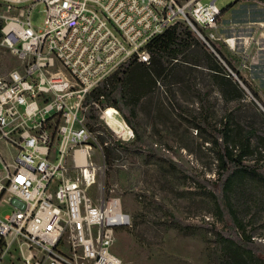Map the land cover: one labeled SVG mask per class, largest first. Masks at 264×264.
Instances as JSON below:
<instances>
[{
	"label": "built area",
	"instance_id": "2783aa9c",
	"mask_svg": "<svg viewBox=\"0 0 264 264\" xmlns=\"http://www.w3.org/2000/svg\"><path fill=\"white\" fill-rule=\"evenodd\" d=\"M32 2L45 6L41 27L31 22L32 7L3 28L22 67L0 75V206L12 210L0 216V238L22 251L23 264H126L113 245L117 229L132 226L131 214L119 197L96 203L86 191L96 181L93 153L105 157L109 144L88 124L91 106L99 108L89 96L128 61L149 64L148 42L177 23L235 76L221 46L242 68L249 56L239 53L238 36L220 33L215 0ZM3 146L15 150L12 161Z\"/></svg>",
	"mask_w": 264,
	"mask_h": 264
},
{
	"label": "rangeland",
	"instance_id": "374dc122",
	"mask_svg": "<svg viewBox=\"0 0 264 264\" xmlns=\"http://www.w3.org/2000/svg\"><path fill=\"white\" fill-rule=\"evenodd\" d=\"M233 2L215 0L225 10L218 19L219 31L224 36H238L239 53L249 56V69L240 67V58L225 46L220 50L237 75L232 76L243 80L244 99L227 100L208 70L182 66L179 73L160 78L146 92L133 77L130 80L140 97L136 115H125L144 135V149L134 148L132 127L124 114L106 101L98 103L96 115L100 122L88 119L101 142L104 136L110 144L122 139L127 145L114 150L108 164L106 149L105 157L93 153L96 181L86 190L96 203L102 198L119 197L123 209L131 214L132 226L117 229L113 245L126 264H225L216 237L217 232L229 235L232 222L220 218L215 205V195H221L224 179L219 161L225 143L220 131L231 114L238 125H258L264 132V36L259 28V22L264 21V0H239L227 9ZM31 8V22L39 28L46 17L43 4L0 0V75L22 67V61L3 43L6 21L24 19ZM107 109L115 110L113 114L124 128L122 134H116L107 124L103 117ZM2 149L5 158L12 161L15 150L10 154L7 147ZM76 174L72 169L68 172L70 177ZM231 200L254 242L264 248L263 193L245 182L231 194ZM4 205L0 206L1 217L12 211ZM169 211L193 229L173 225ZM0 264H23L22 251L16 245L8 248L5 243L0 250Z\"/></svg>",
	"mask_w": 264,
	"mask_h": 264
},
{
	"label": "trees",
	"instance_id": "16d2710c",
	"mask_svg": "<svg viewBox=\"0 0 264 264\" xmlns=\"http://www.w3.org/2000/svg\"><path fill=\"white\" fill-rule=\"evenodd\" d=\"M238 1L234 0L227 9L234 7ZM147 47L151 53L149 64L137 59L128 61L103 81L88 98L89 102L94 100L100 104L106 101L124 114L125 121L135 133V149L142 150L147 144L144 135L140 133L131 118L125 115L127 112L136 115L135 107L140 97V93L137 94L130 84L132 77L146 92L160 78L175 72L179 73L182 66H191L208 70L211 80L219 86L227 100L244 99L246 92L240 82L183 23H177L155 36L148 42ZM221 56L226 61L225 56L222 54ZM96 111L97 109L92 105L89 118L98 123L100 121ZM220 135L225 143L219 161L221 176L224 179L221 195H215V205L218 216L222 219L226 217L232 224L231 233L224 235L217 232L216 241L223 253L225 264H264L262 256L264 248L254 242L231 200V194L245 182H249L264 195V132L260 131L258 125H238L234 117L229 114ZM100 138L102 142L107 141L104 136ZM119 148H127L122 139L112 140V144L106 146V164H108V156ZM248 160L254 162L247 163ZM171 164L180 166L174 161H171ZM169 214L172 224L179 229H193L192 225L182 222L171 211ZM4 247L5 241L0 238V250Z\"/></svg>",
	"mask_w": 264,
	"mask_h": 264
},
{
	"label": "bare ground",
	"instance_id": "6f19581e",
	"mask_svg": "<svg viewBox=\"0 0 264 264\" xmlns=\"http://www.w3.org/2000/svg\"><path fill=\"white\" fill-rule=\"evenodd\" d=\"M12 25V24H11ZM10 25L7 27L9 28ZM115 110L114 109H107L103 112V117L105 118L107 124L114 130L116 134H122L124 131L123 126L117 121L115 117Z\"/></svg>",
	"mask_w": 264,
	"mask_h": 264
},
{
	"label": "crops",
	"instance_id": "0c3cea01",
	"mask_svg": "<svg viewBox=\"0 0 264 264\" xmlns=\"http://www.w3.org/2000/svg\"><path fill=\"white\" fill-rule=\"evenodd\" d=\"M260 27V32H261V34L264 36V28L261 26V25H259Z\"/></svg>",
	"mask_w": 264,
	"mask_h": 264
}]
</instances>
